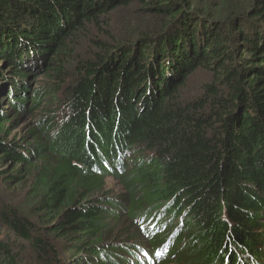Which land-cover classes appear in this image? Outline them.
<instances>
[{
	"label": "trees",
	"instance_id": "1",
	"mask_svg": "<svg viewBox=\"0 0 264 264\" xmlns=\"http://www.w3.org/2000/svg\"><path fill=\"white\" fill-rule=\"evenodd\" d=\"M225 1L0 0V134L42 115L0 138V264H264V0ZM120 7L153 27L78 56Z\"/></svg>",
	"mask_w": 264,
	"mask_h": 264
},
{
	"label": "rangeland",
	"instance_id": "2",
	"mask_svg": "<svg viewBox=\"0 0 264 264\" xmlns=\"http://www.w3.org/2000/svg\"><path fill=\"white\" fill-rule=\"evenodd\" d=\"M215 4H220V0H215ZM245 4V0H226L224 4L220 8H223L224 12L227 13L233 12L234 14L238 13V10ZM227 9V10H226ZM137 8L126 9L123 7L117 8L109 15L101 18L102 25L98 28L91 27L90 33L86 35L79 36V42H76L77 46V55H86L88 52L92 54L95 50L93 41H105L111 38H122L124 41H128L129 39H133L135 36V32H139L146 27H153L151 20L146 15H141L137 12ZM90 35V36H89ZM54 53V52H53ZM51 53V54H53ZM32 62V61H31ZM33 66V63H31ZM4 65H7L5 62L0 64V68ZM6 70L10 69V66L5 67ZM4 68V69H5ZM12 76L11 74H9ZM189 87L186 90V93L197 92L201 90L202 86L206 83H209L213 80V76L207 71H199L195 75H193L190 79ZM51 78L48 77V74L38 73L35 77L30 75L27 78V82L31 85V91H43L48 90V88L52 85L50 82ZM69 82L71 80H68ZM190 91V92H189ZM62 98V94L58 95ZM53 98L49 94L46 97L45 101L42 103L43 107L50 106V101ZM33 103H30L28 108L31 109ZM42 110V109H41ZM42 117L41 112L37 111L32 112L28 111L24 115H18L14 117L11 115V118L6 121L5 126L3 127V132L0 134V138H3L5 141L13 142L15 140H19L20 138L27 136L29 133V137L32 132H35L38 128V121ZM27 136V138H29ZM6 167L0 165V197L3 200H11L14 201L17 205L24 204V198L26 197L25 187L22 185H18L16 182H13L11 186H8L5 181L1 178L3 172ZM106 188L109 192H114L115 194L122 193V188L119 186V183L114 178H108L105 182ZM6 193V197L2 195V193ZM260 238L264 239V229L260 233ZM169 264V263H168Z\"/></svg>",
	"mask_w": 264,
	"mask_h": 264
}]
</instances>
